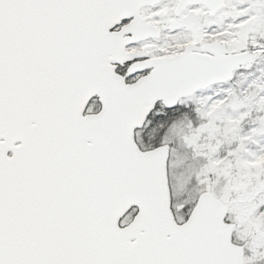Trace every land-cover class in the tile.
Returning a JSON list of instances; mask_svg holds the SVG:
<instances>
[{
  "label": "snow or ice",
  "instance_id": "snow-or-ice-1",
  "mask_svg": "<svg viewBox=\"0 0 264 264\" xmlns=\"http://www.w3.org/2000/svg\"><path fill=\"white\" fill-rule=\"evenodd\" d=\"M0 264H264V0H0Z\"/></svg>",
  "mask_w": 264,
  "mask_h": 264
}]
</instances>
